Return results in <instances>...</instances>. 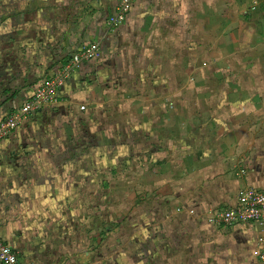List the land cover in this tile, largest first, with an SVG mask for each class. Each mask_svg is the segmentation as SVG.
<instances>
[{
	"label": "crops",
	"instance_id": "crops-1",
	"mask_svg": "<svg viewBox=\"0 0 264 264\" xmlns=\"http://www.w3.org/2000/svg\"><path fill=\"white\" fill-rule=\"evenodd\" d=\"M9 1L0 126L84 46L101 51L2 142L0 236L20 260L82 264L67 221L88 201L112 213L122 174L139 226L126 213L123 264H262L261 228L215 215L264 192V0H137L116 27L120 0Z\"/></svg>",
	"mask_w": 264,
	"mask_h": 264
},
{
	"label": "built area",
	"instance_id": "built-area-1",
	"mask_svg": "<svg viewBox=\"0 0 264 264\" xmlns=\"http://www.w3.org/2000/svg\"><path fill=\"white\" fill-rule=\"evenodd\" d=\"M137 0H120L118 9L109 19L111 27L123 24ZM101 51L99 44H89L82 48L80 55L75 61L67 66L64 72L59 73L52 83L40 87L33 98V101L28 102L22 107L19 113L11 115L9 120L0 126V150L2 142L9 137L18 127L20 122L32 112L39 110L42 106L54 103L57 99L59 89L65 84L66 79L75 67H79L83 62H92L100 59ZM81 111L86 110V106H81ZM190 214H195V211H190ZM215 219L225 225L233 224H256L261 228L262 239L260 243L259 256L262 264H264V192L254 188L246 189L240 192L238 203L223 211L216 213ZM0 263L1 264H26L19 258L12 247L0 236Z\"/></svg>",
	"mask_w": 264,
	"mask_h": 264
},
{
	"label": "rangeland",
	"instance_id": "rangeland-1",
	"mask_svg": "<svg viewBox=\"0 0 264 264\" xmlns=\"http://www.w3.org/2000/svg\"><path fill=\"white\" fill-rule=\"evenodd\" d=\"M10 5L11 4L9 0H0V9H5L3 11V18H5L6 15L9 14V11H7V9L11 8ZM90 149L91 148H89L88 150ZM132 166L134 168L136 167V165ZM118 168L121 170L123 167L120 165L118 166ZM123 179L124 178L122 174L115 175V207L113 208L112 213L110 212V209H107V207H105V203H103L101 207V202H99V205L97 206L95 202L88 201L86 204L85 202L83 203V205H86V207H83L82 209V217L80 216V222H77V224H75L73 220L67 221V231L74 232L75 229H77V231H80L84 236L82 241V264H123V250L124 247H126V243L124 242L123 238V234H125L124 223H126V219L124 218H126V213L132 216V221H135V224L132 225L131 229H134L136 233H138L139 231V226L137 223V206L136 208L131 209V211L129 209L126 210V208L124 210L123 208V193L121 187L123 184ZM67 212L69 213H67V218H69L71 212L74 211L69 208ZM64 213L66 214V210L64 211ZM132 221L131 224L134 223ZM47 226L50 227L47 228L48 230L55 229V225ZM96 234L98 235L95 236ZM106 250L108 252H106Z\"/></svg>",
	"mask_w": 264,
	"mask_h": 264
}]
</instances>
